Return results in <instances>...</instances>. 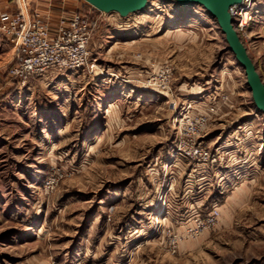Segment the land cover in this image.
Wrapping results in <instances>:
<instances>
[{
	"label": "rangeland",
	"instance_id": "obj_1",
	"mask_svg": "<svg viewBox=\"0 0 264 264\" xmlns=\"http://www.w3.org/2000/svg\"><path fill=\"white\" fill-rule=\"evenodd\" d=\"M24 2L83 14L89 58L20 78L0 33V264H264V114L215 18ZM231 16L264 83V0Z\"/></svg>",
	"mask_w": 264,
	"mask_h": 264
},
{
	"label": "built area",
	"instance_id": "obj_2",
	"mask_svg": "<svg viewBox=\"0 0 264 264\" xmlns=\"http://www.w3.org/2000/svg\"><path fill=\"white\" fill-rule=\"evenodd\" d=\"M16 3L15 6L0 7V33L15 50V63L11 68L13 74L25 78L52 69L63 71L87 64L90 31L83 14L74 12L70 16L60 15L53 21L49 10H29L27 5L23 10L18 0ZM241 3L230 7V14ZM159 69L161 79L157 83L165 87L171 69L167 65ZM199 120L203 124V118ZM177 150L185 156L191 155L185 145H178ZM196 153L201 158H208V153L202 149Z\"/></svg>",
	"mask_w": 264,
	"mask_h": 264
},
{
	"label": "water",
	"instance_id": "obj_3",
	"mask_svg": "<svg viewBox=\"0 0 264 264\" xmlns=\"http://www.w3.org/2000/svg\"><path fill=\"white\" fill-rule=\"evenodd\" d=\"M99 11L116 12L126 16L142 10L148 0H85ZM180 5L195 3L201 5L212 17L215 18L229 50L233 53L238 64L243 68L246 84L251 92L255 107L264 114V83L257 69L249 57L245 46L240 40L233 24L230 7L240 4L242 0H173Z\"/></svg>",
	"mask_w": 264,
	"mask_h": 264
},
{
	"label": "bare ground",
	"instance_id": "obj_4",
	"mask_svg": "<svg viewBox=\"0 0 264 264\" xmlns=\"http://www.w3.org/2000/svg\"><path fill=\"white\" fill-rule=\"evenodd\" d=\"M18 3L23 10H26V3L24 0H18Z\"/></svg>",
	"mask_w": 264,
	"mask_h": 264
},
{
	"label": "crops",
	"instance_id": "obj_5",
	"mask_svg": "<svg viewBox=\"0 0 264 264\" xmlns=\"http://www.w3.org/2000/svg\"><path fill=\"white\" fill-rule=\"evenodd\" d=\"M54 1H58V0H53V2H54ZM54 19H55V18H53V21H54Z\"/></svg>",
	"mask_w": 264,
	"mask_h": 264
}]
</instances>
